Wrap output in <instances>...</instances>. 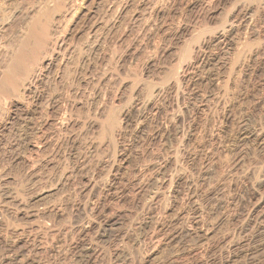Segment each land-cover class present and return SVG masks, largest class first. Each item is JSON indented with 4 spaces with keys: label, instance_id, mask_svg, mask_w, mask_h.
<instances>
[{
    "label": "rangeland",
    "instance_id": "374dc122",
    "mask_svg": "<svg viewBox=\"0 0 264 264\" xmlns=\"http://www.w3.org/2000/svg\"><path fill=\"white\" fill-rule=\"evenodd\" d=\"M0 264H264V0H0Z\"/></svg>",
    "mask_w": 264,
    "mask_h": 264
}]
</instances>
